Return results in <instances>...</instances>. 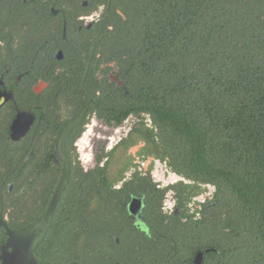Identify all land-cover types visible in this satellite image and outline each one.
Returning <instances> with one entry per match:
<instances>
[{
  "label": "trees",
  "instance_id": "16d2710c",
  "mask_svg": "<svg viewBox=\"0 0 264 264\" xmlns=\"http://www.w3.org/2000/svg\"><path fill=\"white\" fill-rule=\"evenodd\" d=\"M87 1L91 11L105 8L91 66L114 64L124 89L109 90L105 113L100 97L93 109L110 123L129 120L118 147L125 155L141 143V157L181 178L173 188L181 204L198 193L207 200L201 219L167 222L152 185L147 236L129 226L110 183L82 179V202L76 198L72 219L57 225V247L39 261L194 264L202 252V264H264V0ZM107 226L123 228L118 244Z\"/></svg>",
  "mask_w": 264,
  "mask_h": 264
},
{
  "label": "flooded vegetation",
  "instance_id": "af4514ba",
  "mask_svg": "<svg viewBox=\"0 0 264 264\" xmlns=\"http://www.w3.org/2000/svg\"><path fill=\"white\" fill-rule=\"evenodd\" d=\"M95 10L87 0H0V264L11 251L6 248L8 232L28 230L47 210L65 161L70 175L35 250L36 264H50L39 261L40 255L57 247V225L72 219L82 179L90 184L100 175L104 187L110 183L112 194L121 195L120 207L134 232L151 236L146 218L152 185L163 194L161 211L167 222L201 219L205 193L181 204L173 189L181 178L158 160L141 157V143L125 155L118 147L133 127L129 120L116 124L103 117L109 90L118 94L124 89L114 64L101 60L99 65L96 59L91 66L95 44L102 39L94 35V26L105 8ZM89 96V108L63 140L61 153L64 131L81 118ZM98 97L101 114L93 109ZM122 157L131 158L133 165H123ZM138 185L141 191L134 190ZM134 198L143 199L141 221L128 209ZM86 204L90 210V195ZM122 230L107 226L105 231L118 244Z\"/></svg>",
  "mask_w": 264,
  "mask_h": 264
},
{
  "label": "water",
  "instance_id": "95a60500",
  "mask_svg": "<svg viewBox=\"0 0 264 264\" xmlns=\"http://www.w3.org/2000/svg\"><path fill=\"white\" fill-rule=\"evenodd\" d=\"M88 71V67H86L85 74L83 76L82 84L84 85V80L86 73ZM119 86H122V83L119 82ZM91 103V97L89 96L88 101L86 103L85 111L81 118L65 129L62 140H61V153L64 151L63 140H65L69 131L78 126L80 122L83 120L89 105ZM70 175V169L65 161L63 166V171L60 177V180L56 186L51 202L48 205L47 210L43 214V216L36 221L28 230L20 233L8 232V244L6 246L7 249H10V252H5L1 258L3 264H36V260L34 258V253L37 246L42 242V240L46 236V232L50 226L51 218L54 214L56 206L60 200V197L63 193L65 186L67 185L68 178ZM144 208L143 199H133L129 204V212L132 215H135L138 220L141 221V214ZM40 229L42 232L40 235H35L34 230ZM214 251V250H212ZM207 253L210 250L206 251ZM203 262V253L199 252L193 261L194 264H202Z\"/></svg>",
  "mask_w": 264,
  "mask_h": 264
},
{
  "label": "rangeland",
  "instance_id": "374dc122",
  "mask_svg": "<svg viewBox=\"0 0 264 264\" xmlns=\"http://www.w3.org/2000/svg\"><path fill=\"white\" fill-rule=\"evenodd\" d=\"M136 149H137V148L133 149V151H134L133 153H134V154H135Z\"/></svg>",
  "mask_w": 264,
  "mask_h": 264
}]
</instances>
